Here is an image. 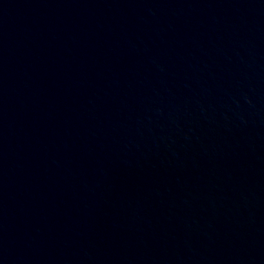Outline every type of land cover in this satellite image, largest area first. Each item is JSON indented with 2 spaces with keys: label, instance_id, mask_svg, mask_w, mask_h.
<instances>
[{
  "label": "water",
  "instance_id": "95a60500",
  "mask_svg": "<svg viewBox=\"0 0 264 264\" xmlns=\"http://www.w3.org/2000/svg\"><path fill=\"white\" fill-rule=\"evenodd\" d=\"M0 264H264V0H0Z\"/></svg>",
  "mask_w": 264,
  "mask_h": 264
}]
</instances>
